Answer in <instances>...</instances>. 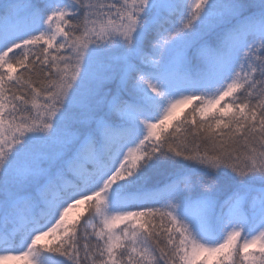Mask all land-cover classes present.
I'll list each match as a JSON object with an SVG mask.
<instances>
[{"label":"snow or ice","instance_id":"6c2138e0","mask_svg":"<svg viewBox=\"0 0 264 264\" xmlns=\"http://www.w3.org/2000/svg\"><path fill=\"white\" fill-rule=\"evenodd\" d=\"M0 264H264V0H0Z\"/></svg>","mask_w":264,"mask_h":264}]
</instances>
